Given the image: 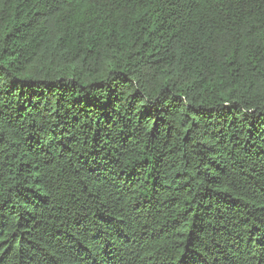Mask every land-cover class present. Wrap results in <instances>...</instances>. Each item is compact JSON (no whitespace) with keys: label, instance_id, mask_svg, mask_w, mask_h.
<instances>
[{"label":"trees","instance_id":"trees-1","mask_svg":"<svg viewBox=\"0 0 264 264\" xmlns=\"http://www.w3.org/2000/svg\"><path fill=\"white\" fill-rule=\"evenodd\" d=\"M0 264H264V0H0Z\"/></svg>","mask_w":264,"mask_h":264}]
</instances>
